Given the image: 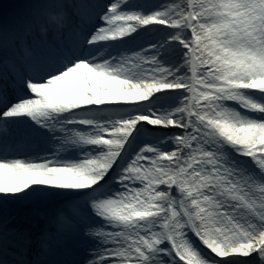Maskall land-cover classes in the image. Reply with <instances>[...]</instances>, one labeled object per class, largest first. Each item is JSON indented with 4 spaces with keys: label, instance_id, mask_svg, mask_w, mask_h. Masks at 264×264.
I'll use <instances>...</instances> for the list:
<instances>
[{
    "label": "snow or ice",
    "instance_id": "snow-or-ice-1",
    "mask_svg": "<svg viewBox=\"0 0 264 264\" xmlns=\"http://www.w3.org/2000/svg\"><path fill=\"white\" fill-rule=\"evenodd\" d=\"M0 264H264V0L5 9Z\"/></svg>",
    "mask_w": 264,
    "mask_h": 264
},
{
    "label": "bare ground",
    "instance_id": "bare-ground-1",
    "mask_svg": "<svg viewBox=\"0 0 264 264\" xmlns=\"http://www.w3.org/2000/svg\"><path fill=\"white\" fill-rule=\"evenodd\" d=\"M148 2H150V3H151V2H156V0H150V1H148Z\"/></svg>",
    "mask_w": 264,
    "mask_h": 264
}]
</instances>
